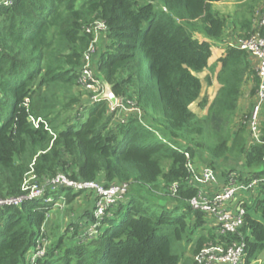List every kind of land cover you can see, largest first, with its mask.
<instances>
[{
  "label": "trees",
  "instance_id": "trees-1",
  "mask_svg": "<svg viewBox=\"0 0 264 264\" xmlns=\"http://www.w3.org/2000/svg\"><path fill=\"white\" fill-rule=\"evenodd\" d=\"M222 1L12 0L11 6L0 5V200L28 196L34 185L45 188L60 174L104 188L130 186L101 220L95 217V191L46 188L40 198L0 207V264H29L40 241L50 240L45 228L56 201L71 204L87 192L93 209L47 244L36 264H182L172 252V239L182 241L190 228L210 222L194 255L209 245L232 244H244V264L264 255V188L246 205L238 234L220 235L207 214L189 206L197 196L188 183V164L195 166V160L210 163L222 176H264V106L260 143L251 140L249 113L235 119L245 86L253 84L254 98L259 85L247 53L227 48L217 97L200 102L199 76L209 69L213 44L225 37L228 18L213 8ZM240 2L234 25L244 32L237 37L245 38L264 7L259 8L261 0ZM98 21L107 30L96 76L116 98L135 103L141 119L132 114L125 124L114 121L108 102L91 104L76 92L93 41L87 29ZM195 103L207 108L205 117L192 112ZM31 117L43 121L38 129ZM176 183L174 197L168 190ZM51 196L54 203H46ZM89 225L98 230L96 236L84 235ZM164 227L169 235L159 233ZM70 232L75 234L66 241Z\"/></svg>",
  "mask_w": 264,
  "mask_h": 264
},
{
  "label": "built area",
  "instance_id": "built-area-1",
  "mask_svg": "<svg viewBox=\"0 0 264 264\" xmlns=\"http://www.w3.org/2000/svg\"><path fill=\"white\" fill-rule=\"evenodd\" d=\"M12 0H0V5L11 6ZM107 28L101 21L95 22L93 26L87 29V33L93 36V41L83 56V67L79 75V88L89 94L87 99L91 104L106 101L109 104V113L115 112L122 124L129 115L136 114L141 119L142 114L136 104L116 98L115 103L110 100L109 93L111 88L96 76V58L99 52V43L101 35ZM228 47L237 48L248 54L250 63L253 65L257 78L258 89L255 97V104L250 117L248 118V128L251 140L260 143L261 140V121L264 106V11L258 14L253 32L248 37H235L227 43ZM111 110V111H110ZM124 116V117H123ZM30 122L38 129L43 122L41 119L30 118ZM45 129L49 127L45 124ZM189 157L188 155H186ZM189 177L188 183L197 187L199 192L197 196L189 200V206L197 211H201L212 219V227L219 230L220 235L227 233L238 234V231L244 225L246 218V205L250 204L255 198L257 192L264 188V176L240 179L237 174L231 173L225 178V184L221 186L220 181L212 168H205L199 174L193 164H188ZM34 179V177H33ZM218 179V181H217ZM218 187V190L203 189L202 187ZM46 188L53 192L60 189H71L75 192L95 191L99 200L95 208V217L103 219L106 210L115 202L123 200L129 192V184L104 188L98 183H84L74 181L65 175H57L47 182L46 187L41 188L34 185L28 196L16 199L0 200V207L18 206L25 200H34L44 195ZM180 185L173 184L168 190L172 196H177ZM246 195H248L246 198ZM60 200V199H59ZM55 199H46V203H54ZM47 243L42 240L33 251L34 255H29L28 263L36 264L37 260L43 258L46 254ZM32 253V252H31ZM196 264H244V244L230 246L209 245L204 247L201 252L194 257ZM32 262V263H31Z\"/></svg>",
  "mask_w": 264,
  "mask_h": 264
},
{
  "label": "rangeland",
  "instance_id": "rangeland-1",
  "mask_svg": "<svg viewBox=\"0 0 264 264\" xmlns=\"http://www.w3.org/2000/svg\"><path fill=\"white\" fill-rule=\"evenodd\" d=\"M261 1H262V4H261V7H259L260 9H262L264 7V0H261ZM240 4H241V2H240ZM238 7H239V11L241 9V12H242V6H238ZM208 72L209 71L205 72L204 74H207L206 76H208V78H210V81H207V78L205 79L206 76L201 75V78H202L203 84H204V88H203V93H202V97H201L200 102H203L206 100L208 102V104H210L213 101V97L217 91V85H215V84L213 85L214 75H213V77H210L208 75ZM211 79H212V82H211ZM252 88H253V84L251 86L249 85V90H248L249 94L246 92L244 94V92H243V95L241 97V99H242L241 103L239 102L240 104L238 107V112L235 116V119H237L239 121H242L243 114H248V113L250 114L251 113V106L255 102V97L252 98L250 95V91ZM76 92L80 94V97L83 98V100L85 98V100L87 101V99L90 97L88 93H86L85 91H83L81 89H77ZM247 94H248V96H247ZM244 99H245V103H244ZM246 106H247V108H246ZM242 107H243V109H242ZM191 110H192V112H194L197 115V117L199 119L205 117L207 114V108L202 109L199 106V103L193 104L191 106ZM110 113H112L114 115V119H113L114 121L118 120L119 117L115 112L114 113L110 112ZM211 141H213V139ZM201 158L202 157H200V159ZM194 163H195V167H196L197 171L199 172V174H201L203 169L212 167L210 165V163L208 164V162L203 164V163H200L198 160H195ZM230 165L234 166V164H232V163H230ZM234 167H237V166H234ZM223 168L225 169V165ZM213 171H214L215 175H217L221 186L224 185L226 182L224 180L228 176H222V175L218 174L214 169H213ZM220 176L223 178H221ZM218 179H217V181H218ZM194 188L197 190V192H199V189L197 187H194ZM202 188L204 190L207 188H209V189L214 188V190H218V187H213V186L202 187ZM260 191H261V188L258 192H257V190H255L254 194L259 195ZM87 195H90V193L87 192V193L83 194L81 197L74 200V202H72L71 204H67L65 202L66 201L65 198L56 201V203L53 207V211L48 216V221L46 224L47 227L45 228L46 230L49 231V235H50L49 242H46L48 245H50L52 242H54L58 237L63 236L64 233L66 232V230L68 228L70 229V227L72 225L74 227H77L80 224V222L83 220V218L89 213L90 207L93 209V206H90V201H89ZM247 196L248 195H246V198H248ZM51 204H53V202ZM92 226L93 225H89L88 233L86 231L84 233V235H87L89 238L92 236L93 237L96 236L97 232H98V230H96V227L93 226L95 228L94 229ZM210 228H211V222H210V224L207 225V227L205 226V228L202 227V228H199L197 230H193L190 228L188 230V233L184 236L182 241H176V240L172 239V242H173L172 252L175 255L182 257V264L185 262H188V264H193L195 262L194 257L196 255L193 254V250L195 249L196 243L201 236L207 235V233L210 232L209 231ZM159 233H165V234L169 235L168 228H166V227L162 228L159 231ZM74 234H73V232H70V234L66 238V241L70 240ZM33 253L34 252L30 253V255L32 256L35 254V253L34 254ZM254 264H264V255H262L259 258V260L257 262H255Z\"/></svg>",
  "mask_w": 264,
  "mask_h": 264
},
{
  "label": "crops",
  "instance_id": "crops-1",
  "mask_svg": "<svg viewBox=\"0 0 264 264\" xmlns=\"http://www.w3.org/2000/svg\"><path fill=\"white\" fill-rule=\"evenodd\" d=\"M240 1L241 0H223L222 2L214 4V6H213L214 10H216L220 15L228 18L227 27L225 29V37L222 41L213 44V46H212V57L209 60V69L205 71V72L209 71L208 75L210 77H213V75H214L213 85L214 84L217 85V91L213 97V101L217 97V94L220 90V85L218 84L217 76L221 70L220 60L226 56V50L228 48L227 43L230 40H234L235 37H237L240 33L244 34V32L240 30V28H238L234 25L235 20H236L234 18V16L238 13V10H239L238 6H240ZM197 38L201 41L204 40L199 35L197 36ZM204 73L202 75L206 76L207 74H204ZM207 77L208 76H206L205 79ZM199 78L202 80L201 75L199 76ZM202 82H203V80H202ZM211 82H212V79H211ZM249 85L250 86L252 85L251 82H249L248 85L245 86V88L243 90L244 94H245V92L248 93ZM203 88H204V84H203ZM248 94H247V96H248ZM241 100L242 99H240V103H241ZM244 103H245V99H244ZM246 108H247V106H246ZM242 109H243V107H242ZM238 164H239V166L241 165V163H238Z\"/></svg>",
  "mask_w": 264,
  "mask_h": 264
},
{
  "label": "water",
  "instance_id": "water-1",
  "mask_svg": "<svg viewBox=\"0 0 264 264\" xmlns=\"http://www.w3.org/2000/svg\"><path fill=\"white\" fill-rule=\"evenodd\" d=\"M109 96H110V100L115 103L116 101V97L114 96V94L112 92L109 93Z\"/></svg>",
  "mask_w": 264,
  "mask_h": 264
}]
</instances>
